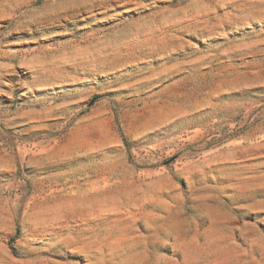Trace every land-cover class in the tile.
I'll use <instances>...</instances> for the list:
<instances>
[{
  "label": "rangeland",
  "instance_id": "rangeland-1",
  "mask_svg": "<svg viewBox=\"0 0 264 264\" xmlns=\"http://www.w3.org/2000/svg\"><path fill=\"white\" fill-rule=\"evenodd\" d=\"M0 264H264V0H0Z\"/></svg>",
  "mask_w": 264,
  "mask_h": 264
}]
</instances>
